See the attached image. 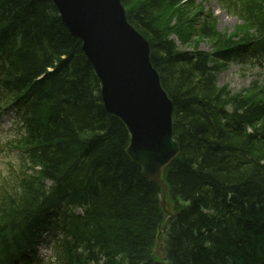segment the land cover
Returning <instances> with one entry per match:
<instances>
[{
    "label": "trees",
    "instance_id": "16d2710c",
    "mask_svg": "<svg viewBox=\"0 0 264 264\" xmlns=\"http://www.w3.org/2000/svg\"><path fill=\"white\" fill-rule=\"evenodd\" d=\"M223 1L229 7L239 4L232 10L238 11L244 20L246 28L240 29L250 34L238 36L239 40L234 41L205 26L202 36L214 40L216 48L212 56L219 60L242 55V46H246L254 57H260L264 53V0ZM123 2L128 6L131 23L149 39L153 64L176 105L175 137L181 144V153L167 167L166 179L170 199L183 202L177 209L183 213L189 211L188 195L195 187L207 198L211 197L213 188L223 191L227 186L223 178L245 179L256 197L264 199L262 88L241 98V107L228 121L221 113V95L206 80L211 69L210 55L198 54L187 59L186 52L168 37L169 32L175 31L184 39L198 30L197 20L187 16L195 12L190 3L183 0ZM49 5V0H0V19H9L7 25L0 24V77L17 79L21 90L28 88L36 98L29 109L21 143L27 147L36 140L33 152L42 166L40 177L32 178L38 185L42 184L28 197H22L16 189L28 183L25 178H18L11 186H1L0 233L13 225L26 212L30 201L41 194L34 209L43 206L48 198L57 205L52 213H39L28 235L32 238L35 226L45 223L49 215L58 219L55 230L63 237L62 264L90 261L153 264L155 236L164 221L160 189L143 177L140 168L127 157V130L104 110L98 97L100 83L81 50L80 40L70 34L54 11L46 9ZM175 16L178 24L172 27ZM16 32L10 46L4 48ZM4 54L17 58V73L10 65L6 67L9 61ZM239 99L232 98L236 102ZM104 125L109 128L101 135ZM81 158L88 170L82 169L83 176L74 185L60 183L64 188L59 191L67 195V206L85 210L77 215L67 213L57 188L46 187L44 180H59L63 171L74 167ZM188 158L191 162L184 163ZM202 163L209 165V169L200 171ZM29 189H34L33 183ZM19 202L24 205L17 206ZM85 203H93L94 210L87 209ZM220 216L227 220L225 212ZM82 223L91 235L87 240L78 236ZM229 224L227 221L226 225ZM181 228L174 213L166 231V255L171 264H229L227 256L234 248L224 233H219L222 243L209 244L206 237H215L217 232L201 225L197 242L189 238L182 242ZM234 228L241 230L242 226L234 225ZM97 230L103 233L105 244L118 253H109L105 244H99L93 233ZM251 264H264V259H255Z\"/></svg>",
    "mask_w": 264,
    "mask_h": 264
},
{
    "label": "water",
    "instance_id": "95a60500",
    "mask_svg": "<svg viewBox=\"0 0 264 264\" xmlns=\"http://www.w3.org/2000/svg\"><path fill=\"white\" fill-rule=\"evenodd\" d=\"M103 83L111 115L131 134L130 150L145 174L160 171L178 151L173 139L174 106L152 65L149 42L129 22L121 0H55ZM165 190V187H163Z\"/></svg>",
    "mask_w": 264,
    "mask_h": 264
},
{
    "label": "bare ground",
    "instance_id": "6f19581e",
    "mask_svg": "<svg viewBox=\"0 0 264 264\" xmlns=\"http://www.w3.org/2000/svg\"><path fill=\"white\" fill-rule=\"evenodd\" d=\"M8 20L9 19L1 18L0 24L7 25ZM17 32L11 40L4 45V48L7 49L10 46ZM4 56L8 59L13 69H19L17 58L7 54H4ZM50 71H52V69ZM98 97L104 108L101 97L99 95ZM103 127L104 129L101 131V135L109 128L107 125ZM38 128L37 126V129ZM188 162H191V158L186 159L184 163ZM199 166L200 171L209 169V165L204 163L199 164ZM223 181L227 185L226 188L223 191H217L213 188L212 195L209 198L204 196L199 187H195L191 191V195H188L191 205L187 213H183L175 208L177 223H180L182 227L180 236L181 241L183 242L189 238L197 242V240H199L197 230L199 226L203 225L207 229L217 232V236L215 237H206L205 241L209 244L218 245V243H222V240L219 239V233H224V235L227 236V240L229 241L228 244L234 248L233 253L227 256V262L229 264H251L257 252L259 253L261 250H264V199L256 197L254 191L248 187L249 185L245 184V179L223 178ZM60 188L63 189L64 186L60 185ZM76 197L80 199V202L83 201L79 194H76ZM40 200L41 194L30 201L28 209L22 215L23 219H28L32 216L35 210L34 208L39 204ZM192 203L194 206H192ZM85 204L87 209L91 212L94 210L93 203ZM211 208L213 210L209 212ZM221 212L227 214V220L220 216ZM227 221L230 223L229 225H226ZM239 224L242 226L241 230L234 228V225L237 226ZM83 225L85 224L82 223L79 226L78 236L87 240L91 235H89L88 229H85ZM93 233L98 237L99 244L104 245L106 243L103 233L99 232V230ZM105 245L107 247V252L118 253L117 249L107 244Z\"/></svg>",
    "mask_w": 264,
    "mask_h": 264
},
{
    "label": "rangeland",
    "instance_id": "374dc122",
    "mask_svg": "<svg viewBox=\"0 0 264 264\" xmlns=\"http://www.w3.org/2000/svg\"><path fill=\"white\" fill-rule=\"evenodd\" d=\"M190 2V4L194 7L202 8L203 15H207L210 10L212 9L215 13V9L218 7L216 0H187V2ZM140 0H136V3L138 4ZM134 5V3H133ZM135 6V5H134ZM219 8V7H218ZM153 10V8H152ZM197 12H193L192 16L193 18L196 17ZM176 19V16L172 19V22ZM218 20V30L221 32H226L227 34L232 33L237 25H240V21L236 16H231L223 12L219 14L217 17ZM175 25H172V27ZM171 34H175L180 39V35L176 33L175 31H171ZM174 40L180 45V43L177 41L175 37L172 36ZM185 51H192L195 49L197 51V48H202L204 50H207L209 52L212 51V45L213 41L210 39H205L200 36L196 32H193L189 34L188 38L181 39ZM219 85L224 86L226 88H231L232 92L234 91H245L248 88L251 89L254 83H257L261 81L264 78V67L263 68H254L246 65H240L234 62H229L228 66L223 69L219 73ZM4 125V128L6 129H12L11 124L9 122L2 123ZM11 136H7L6 133H1V143L5 146V153L1 156L0 153V171H4L5 169V163L8 162V156L10 154H16L17 149L14 145L16 137L14 136V132L11 131ZM44 248V247H41ZM44 252V249H42Z\"/></svg>",
    "mask_w": 264,
    "mask_h": 264
}]
</instances>
